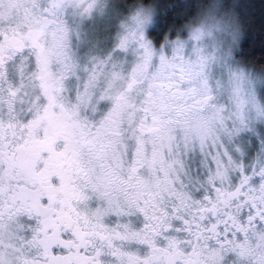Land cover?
Returning <instances> with one entry per match:
<instances>
[{"label":"clouds","instance_id":"obj_1","mask_svg":"<svg viewBox=\"0 0 264 264\" xmlns=\"http://www.w3.org/2000/svg\"><path fill=\"white\" fill-rule=\"evenodd\" d=\"M246 3L0 0V31L24 34L0 44V264H128L96 233L145 195L160 218L135 264H264V59L245 53ZM37 76L57 87L42 95ZM134 129L153 158L125 154Z\"/></svg>","mask_w":264,"mask_h":264},{"label":"snow or ice","instance_id":"obj_2","mask_svg":"<svg viewBox=\"0 0 264 264\" xmlns=\"http://www.w3.org/2000/svg\"><path fill=\"white\" fill-rule=\"evenodd\" d=\"M23 35L24 34L19 32L18 29L0 31V44H2L4 41L17 40ZM15 51L17 54H19L20 52L25 51V49L17 48ZM32 58L33 57H25L26 60ZM2 62L3 61L0 60V63ZM19 68L22 71L23 64H21ZM36 79L39 83V90L42 95L47 96L49 87H57L54 83L49 85L40 76H37ZM81 89L86 90V85L79 86L77 89L78 92ZM9 94L11 97H16L19 95V89L12 88L10 89ZM36 99L39 100V96H37ZM100 99L103 100L104 97L101 96ZM89 103H91V100H89ZM9 105V112H14L15 101L10 100ZM0 123H2V121H0ZM7 127L10 129L8 135L15 137V124L10 120ZM137 131L138 129L133 130L134 143L125 145V154L130 155L134 160L139 155H142L145 159L153 158L158 149L155 139L150 138L151 134L147 132L141 133L139 136H137ZM0 139H2V137H0ZM147 201L148 197L146 195L140 197L139 199H133L128 209H121L114 213L116 216L121 217V219L117 220L114 225H106L101 223L100 230H98L96 233L99 239L106 241V247L108 250L116 249L118 251L125 252L129 258L128 264H135L134 259H132V255L137 246L144 243V241L140 239L142 233L151 229L153 227V223L160 218V212L157 211L154 206L149 207ZM133 208H135L137 212L143 214L144 216L145 223L142 227L139 226L138 221H133L131 219V217L135 215V212L132 210ZM123 217H129V219H123ZM105 254L106 252L104 248L97 249L96 255L103 257ZM89 259H91V257H89ZM101 264H103L102 261Z\"/></svg>","mask_w":264,"mask_h":264},{"label":"trees","instance_id":"obj_3","mask_svg":"<svg viewBox=\"0 0 264 264\" xmlns=\"http://www.w3.org/2000/svg\"><path fill=\"white\" fill-rule=\"evenodd\" d=\"M250 27L245 40V53L250 58L264 59V0H247Z\"/></svg>","mask_w":264,"mask_h":264}]
</instances>
